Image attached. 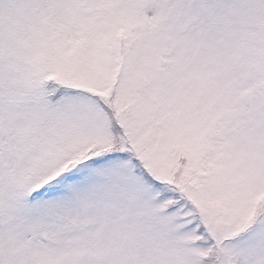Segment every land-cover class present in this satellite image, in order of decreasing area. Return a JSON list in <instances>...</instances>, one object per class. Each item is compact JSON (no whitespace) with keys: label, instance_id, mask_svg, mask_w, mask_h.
<instances>
[{"label":"snow or ice","instance_id":"snow-or-ice-1","mask_svg":"<svg viewBox=\"0 0 264 264\" xmlns=\"http://www.w3.org/2000/svg\"><path fill=\"white\" fill-rule=\"evenodd\" d=\"M0 264H264V0H0Z\"/></svg>","mask_w":264,"mask_h":264}]
</instances>
